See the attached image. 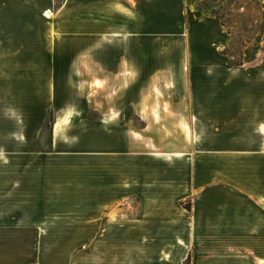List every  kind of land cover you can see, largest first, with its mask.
Masks as SVG:
<instances>
[{
  "label": "crops",
  "instance_id": "crops-1",
  "mask_svg": "<svg viewBox=\"0 0 264 264\" xmlns=\"http://www.w3.org/2000/svg\"><path fill=\"white\" fill-rule=\"evenodd\" d=\"M55 1L0 0V85H21H17L19 92L12 93L16 102L7 96L11 101L6 98L8 106L2 112L30 117L21 140L28 141L26 136L36 130L39 135L47 118L30 116L40 112L41 102L35 107V93L28 89L34 70L44 71L36 81L48 85L37 96L49 97L50 19L54 15L74 18L75 25H61V19L54 22V29L74 27L81 34L75 38L80 50L75 57L54 62L64 68L56 70L54 91L60 115L54 126V151L6 152L0 146V241L11 240L14 226H31L39 229L41 241L119 243L121 257L136 259L137 264H185L193 255L203 258L197 264H226L227 241L239 250H264V58L246 57L241 70L248 65L258 69L233 81L238 86L251 74L250 81L258 85H251L248 92L234 90L239 104L226 111L239 115L240 128L233 131V141H195L196 116L191 115L206 113L209 106L195 111L187 100L181 99L179 105L167 101L175 95L162 70L175 66L174 57L165 58L167 67L154 72L150 90L138 91L136 102L126 101L131 96L129 74L137 72L139 81L145 78L144 59H135L132 51L140 55L147 34L177 36L191 50L201 44L221 49L228 43L221 23L197 17L194 0H65L73 2L74 8L65 4L53 12ZM260 1L264 17V0ZM49 12L51 17L46 15ZM87 18L88 27L82 20ZM112 34L130 37L114 43ZM260 36L264 25L247 49L258 42L264 47ZM115 50L123 51L120 58ZM44 51L46 58L38 61ZM188 63L190 68L210 64L197 57L188 58ZM225 64V59L219 60L224 76ZM71 79L89 82L91 92L95 91L90 95L108 99L92 107L104 115L100 123L104 131L91 130L90 141H68L75 137L69 133L74 112L83 111L68 100ZM223 83L226 88L225 79ZM230 92L219 89L218 98ZM118 95L124 100L119 109L111 105ZM18 96L31 100L19 109ZM127 106L135 108L145 124L142 130L122 128L119 114ZM166 115L173 116L169 118L183 141H154L146 136L152 128H162L169 120ZM35 121L41 126L34 131ZM5 128L10 135L7 141H19L13 134L17 116ZM22 263L17 251L0 249V264Z\"/></svg>",
  "mask_w": 264,
  "mask_h": 264
},
{
  "label": "rangeland",
  "instance_id": "rangeland-1",
  "mask_svg": "<svg viewBox=\"0 0 264 264\" xmlns=\"http://www.w3.org/2000/svg\"><path fill=\"white\" fill-rule=\"evenodd\" d=\"M192 3V9L196 12L197 17L200 19L211 17L217 19L221 23L223 31L226 33L225 36L228 39L226 46L220 49V47L215 45L213 48L207 49L206 45L203 46L201 44L198 48L195 47V50H191L190 47H184L181 45V40L177 36L167 34L144 35L143 39L146 41V48L141 51L140 55H138L137 52H132L135 54V59H144L142 62L145 78L143 79L142 76L141 81H139L137 72H131L129 74V77L131 78L129 87L131 96L126 97L125 99L129 102V104L136 102L137 99L135 97L138 95V91L142 90L143 92L150 90V81L154 78L153 76H155L154 72L167 67L166 61H164L165 58L170 59L174 57L176 59L175 66H172V68L170 67L171 69L167 67L165 70H162V72L167 74L168 78L171 80L169 87L170 89H173V94L175 95L173 98L174 101L171 98L167 99V101L170 102V104L179 105L181 99L184 101L187 100L189 104L195 106V111L202 109L201 107L203 106H209V109H206V113L191 115L196 116L193 126L195 141H233V131L240 128L239 115L227 113L226 111H228V109H232V111H234V106L239 104L236 102L239 100V94L234 95V90L237 89L239 91L241 89L248 92L251 89V85L254 84L256 88L258 86L257 82L250 81L254 78L250 76L251 74H249L246 78L249 80L242 83L239 82L240 84L238 86H234L233 81L234 79H237V76L243 74L244 72H252L253 74L255 70L258 69V67L248 65L246 68L241 70L240 66L244 64L246 57L247 59L252 58V60L257 57L264 58V47L259 45V42L256 46H252L247 49L252 41H256L264 25L261 1L194 0ZM65 4L68 5L67 9L74 8L73 2L56 0L53 12H57L63 8ZM189 8L190 6L188 9ZM59 20L63 21L61 25L66 24L70 26H73L78 22H74L76 20L74 18L63 19L57 16L55 17V15L52 19H50V49L48 54L50 77L49 97L41 98L37 96L38 94H41V89H44L45 91L48 85V82L46 81H36L37 78H40V75L42 77L44 76V71L40 74L41 71L38 72L34 70L33 76L35 79L29 84L30 87L28 89V92L31 94L35 93V97L33 99L35 102L34 106L37 107L41 102L39 104L40 108H38L41 109L40 112L33 113L30 116L39 117V115H43V117H47L39 135L36 133L37 130L35 131V129L37 126H41V124L36 123L35 121V123H33L35 132H30L29 136H26L28 141H25V139L21 140L22 138H25V125L31 124L28 123L30 117L25 114H16L14 111L11 113L2 112L4 111V108L8 106V104L5 103L6 98L8 101V99L12 97V93L15 92V90L16 92H19L17 85L20 83H13L12 85L1 83L0 85V146H2L3 150L6 152H10L11 150L12 152L24 153L27 150L32 149L35 154H43L52 153L54 151L53 132L54 126L60 115V106L56 103L57 99L54 91L57 84L56 70L60 68L64 70V68L60 65L58 67L54 66V62L56 58H62L61 63L74 58L80 51L78 45L74 43L75 38L81 36L78 31L74 30V27L67 28V30L63 29L61 31H56L54 29V22H59ZM82 20L88 27L90 20L88 18ZM124 35L112 34L109 37H111V41L118 43L130 37L128 35ZM57 38L59 39L58 43L56 42L58 40ZM259 40L264 41V36H260ZM55 44L57 45L55 46ZM68 45H71V48H68L70 50L66 51V47H68ZM152 46H156V48ZM45 52L46 51H44L43 54H40L36 59L41 60L42 57L45 59L47 56ZM115 52L114 55L117 58H120L123 53L122 50H115ZM190 57L205 58V60L209 61L210 64L206 66L198 65L190 68L188 65V58ZM220 59H225L226 61L225 76L222 73L223 66L218 65ZM72 76L73 75L71 74V78H73ZM223 79H225L226 88L223 87ZM67 85L70 87V94L68 95H71L68 100L72 102L73 106L79 107L85 112H74V118L72 119L69 133H71V135L73 134L75 137H70L68 141H90L91 130L94 131V133L99 130L104 131V128L100 125L104 115L96 112L92 107H95V105L102 102L104 103V101L108 102V99L101 95H90H95V91L91 92L89 82L85 83L71 79ZM59 87L61 86L59 85ZM160 88H162V84L160 85ZM165 88L167 89V86H165ZM219 89H226L227 91L231 90V92L230 94L226 93L225 97L218 98ZM262 89H264V87ZM101 91H105V88ZM147 94H149V92H147ZM119 95L111 104L116 106L117 109L123 106L122 104L124 101L122 98L119 99ZM132 96L134 98H132ZM13 100V102H16L15 98H13ZM30 100L25 99L23 96H18V107L23 105L25 106L26 102H29ZM141 100L144 99L141 98ZM148 101L152 104L153 100L151 101V98H149ZM220 111H225L226 113H221ZM52 115L55 119V124L51 128L50 121ZM15 116H17V128L13 131L17 130V133L13 132V134L19 139V141H7L9 140L10 135L6 134L5 125L8 126L11 117ZM106 116L109 117L110 114L107 113ZM119 116L121 117L123 123L122 128L124 130L137 131L142 130L145 127V124L139 119L133 106L125 107L124 111L120 112ZM170 116L173 117L172 115H166L168 118ZM6 119H8V121ZM170 119L171 118L164 122L162 128H152L150 132L148 131L149 133L147 132L146 136L152 138L154 141H183L182 134L179 133L177 129H174V123H172ZM190 121L191 119L189 122ZM112 129L116 130L117 128L112 127ZM190 205H192L191 202L188 206L190 207ZM188 206H186V208H188ZM34 229L36 231L32 230L31 226H14L12 229L11 240L0 241V249L12 252L17 251L18 260L23 261L22 264H99L101 262H105L106 260L114 262V264H122V262L127 264H137L136 259L134 260L131 258L121 257V250L116 246L119 243L73 240L59 242L52 239L50 241H41V235L37 232L39 229L37 230L35 227ZM229 234H232V229ZM50 237L55 238L57 236L51 235ZM14 238H17V240H14ZM226 244L228 248L226 253V264H259L260 260H264L263 249H259L257 251L239 250L238 248H235L233 241H227ZM202 259L203 258L201 256L197 257L196 255H193L191 256L190 262L185 264H197V262H201Z\"/></svg>",
  "mask_w": 264,
  "mask_h": 264
},
{
  "label": "trees",
  "instance_id": "trees-1",
  "mask_svg": "<svg viewBox=\"0 0 264 264\" xmlns=\"http://www.w3.org/2000/svg\"><path fill=\"white\" fill-rule=\"evenodd\" d=\"M54 124H55V119H54V117H53V115H52V116H51V121H50L51 128L54 126ZM190 259H191V258L188 259V262H190Z\"/></svg>",
  "mask_w": 264,
  "mask_h": 264
},
{
  "label": "bare ground",
  "instance_id": "bare-ground-1",
  "mask_svg": "<svg viewBox=\"0 0 264 264\" xmlns=\"http://www.w3.org/2000/svg\"><path fill=\"white\" fill-rule=\"evenodd\" d=\"M46 15H47V17H51L50 12L47 13ZM97 83H98V82H97ZM165 108H166V107H165ZM59 129H60V126H59V128H58V131H59ZM58 136H59V135H58ZM58 136H57V137H58ZM259 264H264V260H260V261H259Z\"/></svg>",
  "mask_w": 264,
  "mask_h": 264
}]
</instances>
